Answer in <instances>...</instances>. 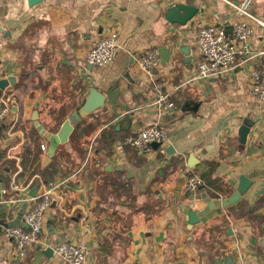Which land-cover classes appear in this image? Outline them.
<instances>
[{
	"label": "crops",
	"instance_id": "crops-1",
	"mask_svg": "<svg viewBox=\"0 0 264 264\" xmlns=\"http://www.w3.org/2000/svg\"><path fill=\"white\" fill-rule=\"evenodd\" d=\"M177 4L198 8L185 26L164 18ZM251 7L264 19V0ZM230 15L219 0H41L32 7L27 0H0V80L11 79L0 90L11 101L0 131V172L9 170L2 188L14 181L23 198L35 187L28 185L34 176L44 185L67 179L56 193L64 198L55 196L47 215V248L73 242L86 264H264V101L251 95L248 83L264 56L224 77L188 82L196 72L197 28L226 26ZM111 32L118 44L114 61L86 65L87 51ZM251 46L264 50L259 29ZM148 50L161 51L155 80L170 92L173 111L144 107L152 83L136 58ZM90 88L105 97L104 107L80 119L42 167L50 144L34 127L33 113L54 135ZM245 119L253 125L241 144ZM153 125L167 132L165 146L141 154L124 144ZM192 174L212 200L231 197L240 177L250 186L233 205L190 225L183 209L206 207L183 191ZM23 207L7 210L3 221L14 223ZM46 249L15 261L1 234L0 264H57Z\"/></svg>",
	"mask_w": 264,
	"mask_h": 264
},
{
	"label": "built area",
	"instance_id": "built-area-1",
	"mask_svg": "<svg viewBox=\"0 0 264 264\" xmlns=\"http://www.w3.org/2000/svg\"><path fill=\"white\" fill-rule=\"evenodd\" d=\"M229 10L230 20L225 25H199L196 31V46L198 59L196 72L188 82H207L210 79L224 77L236 68L247 65L258 57L264 56V50H254L251 42L257 29L264 34V19L252 11L253 0H219ZM233 17V20H232ZM118 44L114 33L104 35L97 40L84 56V62L91 67L103 68L109 66L115 59ZM140 71L151 81L152 92L145 108L157 114L175 109L168 92L161 83L155 80V72L160 67V56L157 50H148L136 58ZM249 90L253 97L264 101V67L253 69L248 75ZM11 113V101L4 94L0 95V125L5 123ZM124 144L139 153H150L152 146H165L167 132L156 125L149 126L134 136H127ZM40 150L46 152L45 145H40ZM90 153V151H89ZM84 167L79 170L83 172ZM67 179L59 184L44 185L38 176H34L28 185L35 183L41 187L36 191L35 197H19L21 189L18 183L11 182L8 189L1 188V204L6 211L17 208L23 203L25 208L20 216L19 225L6 227L2 236L13 246L15 261L23 260L30 252L46 249L42 239L47 222V215L56 196L58 200L64 198L57 195V190L64 185ZM202 181L196 175H190L184 185L183 191L192 198L201 194ZM56 194V195H55ZM7 198H3V197ZM190 206H193L190 204ZM52 249L53 257L57 264H86L82 247L73 242H61ZM243 264V263H240Z\"/></svg>",
	"mask_w": 264,
	"mask_h": 264
},
{
	"label": "water",
	"instance_id": "water-1",
	"mask_svg": "<svg viewBox=\"0 0 264 264\" xmlns=\"http://www.w3.org/2000/svg\"><path fill=\"white\" fill-rule=\"evenodd\" d=\"M29 7H32L36 5L37 3H40L41 0H27ZM198 13V8L191 6V5H184V4H177L167 9L165 13V20L169 24H177L179 26H185L189 21H191L195 15ZM159 56L161 60L163 61V57L161 56V51L159 53ZM11 79H4L0 80V90H3L8 83H10ZM105 105V97L98 92L97 90L90 88L88 95L83 103V105L75 112H73L68 119H66L62 125L60 126L58 132L56 134H50L48 133L37 121V112H34L31 120L33 121L34 127L37 129V131L46 139L49 141V150L47 152V157L43 160L42 167H45L49 161L51 156L53 155L55 149L58 145H65L67 144L69 140V136L71 135L73 131V125L74 123L80 121V119H84L87 116L91 115L92 113L96 112L99 109H102ZM252 122L249 119H245L244 124L240 127L238 131V136L240 138L241 144L245 143V138L247 134L249 133V129L252 126ZM4 129V125H0V131ZM158 147L157 144H154L152 148L156 149ZM168 152V151H166ZM3 173L7 174L9 173V170L7 168L3 169ZM4 181V176L0 175V191L2 188V184ZM240 183L238 188L234 191L233 195L229 197L228 199L222 200H212L209 199L203 191L201 194L196 196L194 200H203L206 204L205 209L202 211H190L188 208L183 209V213L187 216V221L190 225H194L199 221V218L204 217L209 211L215 209V208H227L228 206L233 205L236 201L240 199L242 195H244L247 191V189L250 186V182L247 181L246 178L240 177L239 179ZM37 188L34 187L29 193V197L34 198L36 194ZM192 199V198H191ZM0 202H1V194H0ZM25 206L21 209V211L18 214V218L16 221L5 223L3 220L5 219V213L6 209L5 207L0 203V235L2 233V230L6 227H13L16 225H19L20 223V216ZM52 221H48L47 225H51ZM43 254L51 258L52 257V249L47 248L45 251H43Z\"/></svg>",
	"mask_w": 264,
	"mask_h": 264
},
{
	"label": "trees",
	"instance_id": "trees-1",
	"mask_svg": "<svg viewBox=\"0 0 264 264\" xmlns=\"http://www.w3.org/2000/svg\"><path fill=\"white\" fill-rule=\"evenodd\" d=\"M23 77V75H21V78ZM84 103V102H83ZM83 105V104H82ZM70 117V116H69ZM77 123V122H76ZM76 123H74V125L76 124ZM73 125V126H74ZM1 174H4L2 171L0 172ZM3 176H5V174L3 175Z\"/></svg>",
	"mask_w": 264,
	"mask_h": 264
},
{
	"label": "rangeland",
	"instance_id": "rangeland-1",
	"mask_svg": "<svg viewBox=\"0 0 264 264\" xmlns=\"http://www.w3.org/2000/svg\"><path fill=\"white\" fill-rule=\"evenodd\" d=\"M16 128H19V124L18 125H16L13 129H16Z\"/></svg>",
	"mask_w": 264,
	"mask_h": 264
}]
</instances>
